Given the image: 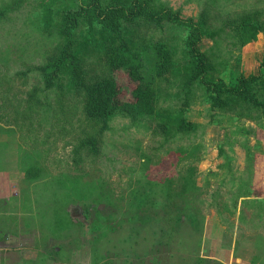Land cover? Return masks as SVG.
Masks as SVG:
<instances>
[{
    "label": "rangeland",
    "instance_id": "1",
    "mask_svg": "<svg viewBox=\"0 0 264 264\" xmlns=\"http://www.w3.org/2000/svg\"><path fill=\"white\" fill-rule=\"evenodd\" d=\"M152 4L194 22L206 16V36L197 48L209 55L211 78L226 72L223 78L231 81L241 73H258L264 62V32L241 44L225 22L253 10H261L264 20V0ZM81 5L80 0H0V239L9 237L6 247L0 244V264H9L13 248L12 258H23L24 264H31L27 258L34 254L33 264H171L170 253L179 250L160 243L161 236L151 238V230L160 233L158 224L169 222L161 216L173 210V218L182 217L177 224L201 230V240L193 243L201 257L225 264L263 263L264 205L247 207L234 201V195L248 181L264 197V110L244 105L243 116L230 109L212 113L202 91L192 87L186 111L197 125L192 132L165 135L155 130L154 118L115 116L98 134V127L84 118L82 95L68 86L67 76L59 87L48 89L39 69L63 48L62 15ZM46 6L54 18L49 28L41 21ZM128 27L133 40L142 44L166 43L174 67L187 62L185 27L145 20ZM73 37L88 75L105 70L102 51L110 34L98 25L91 32L80 26ZM94 45L88 54L86 49ZM166 77L156 80L157 107L178 109L186 98L181 78ZM258 98L264 101V88ZM30 104L33 110L24 113ZM98 135L95 154L87 155L86 148L75 152L80 141ZM76 153L80 162L74 161ZM190 166L200 186L196 192L168 199L157 184L154 194L148 192L147 180L160 182L168 175L178 184ZM29 167L39 169L38 175L32 171L28 177ZM117 235L132 245L116 243Z\"/></svg>",
    "mask_w": 264,
    "mask_h": 264
},
{
    "label": "trees",
    "instance_id": "2",
    "mask_svg": "<svg viewBox=\"0 0 264 264\" xmlns=\"http://www.w3.org/2000/svg\"><path fill=\"white\" fill-rule=\"evenodd\" d=\"M80 1L82 5L78 10L66 11L59 21V35L65 39V41L63 39V48L57 55L51 56L50 62L39 66V69L43 73L45 87L48 89L59 87L62 78L67 76L68 86L82 95L84 118L98 127V134L108 128L109 122L115 116H123L131 120L154 118L157 120L155 130L159 129L165 135L172 132L190 133L197 126L196 122L190 120L186 113L189 105L188 96L191 94L192 87L202 91L212 113L230 109L231 111L236 110L234 112L238 116H243L244 105H256L264 110V101L258 98L259 90L264 88V62L260 64L257 74L241 73L234 76L231 81L230 78H223L226 72L216 78L210 77L209 71L213 65L209 55L197 48V44L206 36L205 25H203L206 20L204 14L197 22H194L192 19L182 18L179 12L168 7L153 6L152 0H131L129 4L106 5H102L97 0ZM261 14V10L242 13L237 20H226L225 24L229 25L231 32L241 44L251 43L256 40L259 32H264V20L260 18ZM3 16L4 8L0 10V19ZM53 19L50 7L46 6L42 12V25L44 23L45 28H49ZM142 20L154 23L156 26H161L163 21H168L185 27L184 47L187 62L174 67L172 65L173 52L162 41L148 45L142 44L139 39L133 40V36L126 29ZM95 25L107 31L111 41L102 51L105 70L91 77L86 71L87 68L85 70L80 64L85 60L79 56V51L78 54L76 53L79 47L74 48L73 36L76 28L82 26L86 32H91ZM94 47L95 45L86 49L88 54L93 51ZM102 58H99V62ZM167 74L181 78V87L186 98L178 109L157 107L159 98L156 80H167ZM31 104L23 110L24 113L28 114L33 110ZM99 136L88 137L80 141L75 147L77 149L75 152L86 148L87 155L88 153L95 154L98 151V143L101 142ZM179 153L182 154V151L179 150ZM75 155L74 161L80 162L82 158L77 153ZM34 169L33 167L27 168L25 174L29 177L30 173L35 171L34 175L37 176L39 169ZM185 171L179 177L178 184L173 183L168 175L163 176L160 182L147 180L148 192L155 193V184L160 185V191L168 199L174 196L185 198L187 193L196 192L200 186L196 184L194 168L190 166ZM253 187L248 181L243 182L239 192L234 195V201L239 199L247 207L254 205L263 207L264 197L254 191ZM174 212L176 213V210L166 216H161V220L164 217L169 222L158 224L157 230H161L160 233L154 228L151 230V238L161 236L160 243L174 246L179 250L180 253L178 251L174 254L170 253L171 264H225L214 258L201 257L197 253L198 247H195L193 243L201 240V230L195 227L188 228L185 224H177L182 217L173 218ZM134 229H137L135 232L139 233L138 228ZM188 236L191 240L187 239ZM107 241H110L109 238ZM131 242L132 240L125 237L118 235L116 237V243L120 245L124 243L132 245ZM263 256L264 253L261 256L263 263L258 264H264ZM48 257L49 255H45L46 259ZM35 260H30L29 263L33 264L32 261ZM253 264H256L255 260Z\"/></svg>",
    "mask_w": 264,
    "mask_h": 264
},
{
    "label": "crops",
    "instance_id": "3",
    "mask_svg": "<svg viewBox=\"0 0 264 264\" xmlns=\"http://www.w3.org/2000/svg\"><path fill=\"white\" fill-rule=\"evenodd\" d=\"M5 240H1L0 239V244L2 245V246H4V247H6V244H5V242L4 241H6L7 239H9V237L8 236H6L5 235ZM14 249L15 248H13V249H10V251H13L12 253H15V251H14ZM9 251V254H8V252H5V253H7L8 255L7 256H9L8 258H7V260L9 261V264H24V262H23V258H17V257H14V258H12V256L13 255H11V252ZM35 251V249H33V247H31V253H33ZM35 256V254L33 255V257H32V255H30L29 257L30 258H27V260H34V259H36V257H34ZM26 260V261H27ZM25 261V262H26Z\"/></svg>",
    "mask_w": 264,
    "mask_h": 264
}]
</instances>
